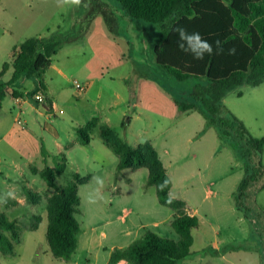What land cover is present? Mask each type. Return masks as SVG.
<instances>
[{
  "label": "rangeland",
  "instance_id": "374dc122",
  "mask_svg": "<svg viewBox=\"0 0 264 264\" xmlns=\"http://www.w3.org/2000/svg\"><path fill=\"white\" fill-rule=\"evenodd\" d=\"M108 7L116 16L115 31L109 27ZM76 10L93 14L89 28L73 26ZM121 15L126 14L116 0H82L79 7L58 0H0V72L12 61L14 48L30 38L49 36L43 38L47 44L59 41L55 53L66 44L79 48L77 60L72 58L74 64L64 69L65 76L49 67L40 77L51 90L47 111L34 100L37 78L21 76L7 87L11 66L0 77V87L24 95L15 99L9 94L0 105V194H15L0 205V216L17 221L21 237L13 243L12 254H0V264H106L115 248L141 238L135 237L138 229L141 234L179 240L172 228L174 211L159 203L154 186H147L148 169L119 170V158L102 139L101 125H109L132 146L150 142L171 175L172 196L185 200L195 212L199 225L192 231V255L180 264H264V171L252 195L241 200L251 209L245 218L235 206L244 166L231 148L214 128H207L205 117L196 110L174 115L150 110L163 106L139 88L147 81L163 87L172 99L187 102L197 88H209L208 80L172 77L155 60L161 25ZM84 62L93 65L91 72L102 64L105 80L90 87L89 73L80 66ZM75 81L86 90L80 93ZM224 104L253 137H264V82L228 91ZM94 118L99 123L90 131V143L81 144L76 129ZM167 156L173 165L164 162ZM60 157L66 160L64 171L55 178L58 186H69L74 173L90 176L78 186L76 219L81 226L78 236L88 233L94 241L88 250L78 249L69 262L50 251L47 204L55 190L40 176L46 167L55 168ZM260 160L264 166V153ZM93 176L103 178L105 199L89 204ZM156 221L160 227H154Z\"/></svg>",
  "mask_w": 264,
  "mask_h": 264
},
{
  "label": "trees",
  "instance_id": "16d2710c",
  "mask_svg": "<svg viewBox=\"0 0 264 264\" xmlns=\"http://www.w3.org/2000/svg\"><path fill=\"white\" fill-rule=\"evenodd\" d=\"M125 14L136 20L161 25L162 32L154 53L159 66L178 79H207L209 88L199 87L191 95V101H177L180 113L199 111L206 119L207 127L216 130L220 140L229 146L235 157L244 166V177L235 193V206L248 218L251 210L242 205L241 200L251 196L256 184L263 176L264 137H253L245 125L224 104L227 92L242 85L258 86L264 82V0H116ZM183 26L189 33L197 32L211 43L214 54H205L204 59L193 58L191 52L182 51L181 42L174 31ZM43 38H30L13 50L12 61L4 64L0 77L13 67V75L7 87L21 76L38 79L35 93L46 92L40 77L51 65L50 56L55 53L60 42L52 39L45 43ZM219 41L222 51L216 53L215 42ZM235 49L230 54V50ZM2 86V85H0ZM0 87L1 101L9 94L15 99L22 93ZM34 93V94H35ZM99 120L94 118L85 127H78L76 134L81 144L90 143V131ZM101 137L119 158L118 169L146 168L149 171L147 186H154L158 201L162 206L176 212L172 228L179 240L162 238L147 232L139 240L125 248H115L108 264H180L192 255L194 237L192 231L199 225L197 216L186 213L183 200L174 198L172 181L166 168L150 142L132 146L123 141L109 126L101 125ZM63 156V155H61ZM56 161L55 168L46 167L40 176L54 188L55 193L48 199L47 240L52 255L69 262L78 247L80 223L76 219L80 197L78 186L89 180L74 173V180L62 188L55 182L56 175L64 171L65 157ZM62 160V162H59ZM64 160V161H63ZM167 185L160 190V185ZM264 190V186H263ZM32 193L29 192V197ZM39 218V217H37ZM37 226L33 227L36 230ZM254 230L251 227L252 236ZM9 234V235H8ZM255 238V237H253ZM21 241L17 221H8L0 216V254L14 252L13 243Z\"/></svg>",
  "mask_w": 264,
  "mask_h": 264
},
{
  "label": "crops",
  "instance_id": "0c3cea01",
  "mask_svg": "<svg viewBox=\"0 0 264 264\" xmlns=\"http://www.w3.org/2000/svg\"><path fill=\"white\" fill-rule=\"evenodd\" d=\"M76 13L74 14L73 26L80 25L83 29L89 28V26L91 25V22L93 20V14L92 13H80L77 10H76ZM106 16H107V19L109 20L110 29L112 31H115L116 24L114 22V19H116V16L114 15L113 11L109 7H108V13H107ZM121 16L123 17V16H127V15H121ZM48 37L49 36H45V37L40 36L38 38H48ZM111 44L113 45V43H111ZM127 45H130V44L127 43ZM80 49H81V51H83L82 48H80ZM111 51L112 52L114 51L113 48H112ZM78 54H79V48H76L75 45H71V44L63 45L62 47H60L58 49V51L56 53H54L52 55L53 58L51 59L50 68L51 67L56 68L58 73L63 76L64 75L63 74L64 73L63 72L64 69L67 68L70 63L74 64L73 61H72V58L77 60ZM80 66L86 71L87 74L89 73V79H91L90 80L91 83L89 84L90 87H91L92 83H96V81L103 82L105 80V77H104V74H103V71H102L103 70L102 64L95 65V70L94 71L92 70V72H91V69H93V68L90 69V67H93V65L91 63L84 62V63H81ZM87 67H89V68H87ZM143 77H145V76L143 75ZM128 86H129V89H130L131 85L128 84ZM139 88H140V92H142L144 94H147V95H150V97H153V99H155L157 102H159L163 106L162 108L150 107L148 109L155 110V111L160 112V113H164L165 115H168V114L169 115L182 114L178 110L177 101L172 99V97H170V95L167 93V91L164 90L163 87L158 86L157 84L149 83L147 81H142L141 83H139ZM46 94L48 95L49 100H52L51 90L48 89L47 85H46ZM101 96H102V94L100 93L99 97H101ZM17 99H19V98H17ZM125 101L126 102L130 101V98L126 99ZM223 101H224V99H223ZM197 112H199V111H197ZM186 113H189V112H186ZM47 117H49V116L47 115ZM206 125H207V123H206ZM207 128H211V127H207ZM136 146H138V145H136ZM60 154L61 155L63 154L62 150H61ZM164 162L165 163L167 162V163L173 165L172 161L169 160L168 156H167V159L165 158ZM167 173H168V175L170 177L171 176L170 173L168 171H167ZM77 174H79V173H77ZM80 177H81V175H80ZM88 177L90 178V176H88ZM173 188H174V186H173V183H172V189ZM171 194H172V192H171ZM216 195L217 194H215V196ZM206 197H208V196L206 195ZM174 198H177V197H174ZM178 199H180V198H178ZM183 201L187 204V202L185 200H183ZM186 213L189 214V215L195 216V212L190 211L188 206H187V209H186ZM173 216L174 217L176 216V212L175 211L173 213ZM153 225H154V227H160L161 226V222L156 221V222H154ZM141 227L144 228L145 226L142 225ZM143 235L144 234H141V232L138 229V231H136L135 237L139 238V237H142ZM250 238H251V236H250ZM93 241H94L93 236L88 234V233L82 234L81 237L78 236V247H77L75 252H77V250L80 249V248L82 249V251L84 249L88 250L90 245L93 243ZM249 249H255V247H251V248L249 247ZM111 255H112V253H111ZM111 255H110V257H111ZM109 261H110V259H109ZM109 261L106 264H108ZM74 264H78V261H76V262L74 261ZM118 264H127V263L125 261H121Z\"/></svg>",
  "mask_w": 264,
  "mask_h": 264
},
{
  "label": "clouds",
  "instance_id": "9594fccd",
  "mask_svg": "<svg viewBox=\"0 0 264 264\" xmlns=\"http://www.w3.org/2000/svg\"><path fill=\"white\" fill-rule=\"evenodd\" d=\"M58 3H62L68 6H81L82 0H58ZM87 7V4L84 5ZM174 31L180 38V43L178 47L182 51L191 52L194 59L202 60L204 59L205 54L212 55L214 54V49L211 43L205 41L199 33L193 32L189 33L183 26H177L174 28ZM216 44V53L222 51V46L219 41L215 42ZM235 49L230 50V54L234 53ZM168 181L165 180L159 187L160 190L167 185ZM90 184L95 187L92 188L90 193L87 196V202L89 204H96L99 201L105 199L102 189L104 187V180L101 176H93ZM15 194L11 191L0 194V205H6L10 198H14Z\"/></svg>",
  "mask_w": 264,
  "mask_h": 264
},
{
  "label": "built area",
  "instance_id": "2783aa9c",
  "mask_svg": "<svg viewBox=\"0 0 264 264\" xmlns=\"http://www.w3.org/2000/svg\"><path fill=\"white\" fill-rule=\"evenodd\" d=\"M75 88L80 92V93H82V92H84L85 90H86V87L83 85V84H81V83H79V82H77V81H75ZM34 100L38 103V104H40L46 111H47V103H48V101H50L49 100V97H48V95L46 94V92L45 91H43V90H39L35 95H34ZM62 111H60V113H61ZM49 117L51 116V115H48Z\"/></svg>",
  "mask_w": 264,
  "mask_h": 264
}]
</instances>
